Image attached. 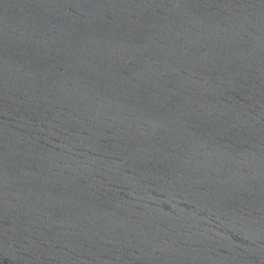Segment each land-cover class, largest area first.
<instances>
[{
	"label": "water",
	"instance_id": "obj_1",
	"mask_svg": "<svg viewBox=\"0 0 264 264\" xmlns=\"http://www.w3.org/2000/svg\"><path fill=\"white\" fill-rule=\"evenodd\" d=\"M0 264H264V0H0Z\"/></svg>",
	"mask_w": 264,
	"mask_h": 264
}]
</instances>
